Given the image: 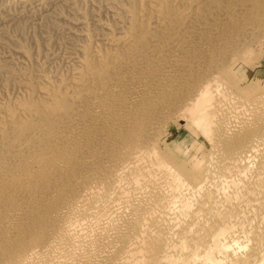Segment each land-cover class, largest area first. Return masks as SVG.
<instances>
[{
	"label": "bare ground",
	"instance_id": "6f19581e",
	"mask_svg": "<svg viewBox=\"0 0 264 264\" xmlns=\"http://www.w3.org/2000/svg\"><path fill=\"white\" fill-rule=\"evenodd\" d=\"M254 10L264 21V2ZM130 38L111 43L126 50ZM192 73L198 84L177 101L180 115L187 113L218 144V159L207 161L201 178L168 163L157 140L143 136L150 129L144 132L138 118H116L109 104L102 106L105 115L84 110L86 120L78 125L56 120L92 136L75 139L79 152L69 144L63 148L64 134L58 142L39 136L26 155L0 146V264H264V95L228 97L216 73ZM146 81H132L135 101L151 102L154 92L168 97L173 89L171 82L153 91ZM17 111V118L7 110L1 115V137L19 127L15 119L34 114L27 106ZM238 113L234 129L231 119ZM94 124L100 126L92 129ZM84 148L91 151L87 159ZM80 168L84 172L77 174ZM65 180L66 189L57 184Z\"/></svg>",
	"mask_w": 264,
	"mask_h": 264
},
{
	"label": "rangeland",
	"instance_id": "374dc122",
	"mask_svg": "<svg viewBox=\"0 0 264 264\" xmlns=\"http://www.w3.org/2000/svg\"><path fill=\"white\" fill-rule=\"evenodd\" d=\"M263 2L0 0V116L4 117L7 110L13 118L25 106L34 111L32 116L14 118L19 127L9 136H0L1 148H20L26 155L39 136H52L51 142H56L61 137L58 135L64 134L67 142L63 148H69V144L79 152L80 147L74 148L78 137L93 138L90 134H77L73 125L86 120L83 116L87 110L105 115L102 106L109 104L115 108L116 118L140 119L144 132L150 129L143 136L148 141L157 140V149L168 163L201 178L207 161H217L213 147L218 144L209 141L187 113L181 116L183 110L177 104L198 84L192 75L198 68L202 74L207 70L216 73L228 89V97L251 99L264 95V21L254 10ZM125 34L131 37V44L124 48L127 51L111 43ZM200 55L205 61L199 62ZM130 79L134 83L147 80L146 85L154 87L153 91L166 89L172 82L173 89L168 97L161 98L160 92H154L155 100L137 102L131 97L135 91ZM176 82L180 85L172 87ZM40 91L52 97L47 99ZM174 97L176 102L172 105ZM134 101L139 103L137 107ZM133 111L139 114L135 116ZM234 115L231 121L237 129L241 115ZM45 116L47 121L43 123ZM57 119L74 123L67 122L70 125L61 128ZM99 126L94 124L92 129ZM49 142H43L40 148ZM90 153L83 149L86 159ZM13 165L16 167L17 163ZM82 172L80 168L77 174ZM57 184L68 187L67 180Z\"/></svg>",
	"mask_w": 264,
	"mask_h": 264
}]
</instances>
